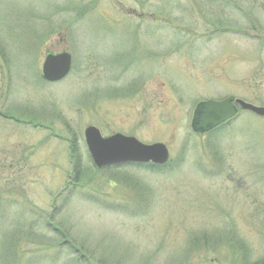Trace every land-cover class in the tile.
Segmentation results:
<instances>
[{"label": "rangeland", "instance_id": "obj_1", "mask_svg": "<svg viewBox=\"0 0 264 264\" xmlns=\"http://www.w3.org/2000/svg\"><path fill=\"white\" fill-rule=\"evenodd\" d=\"M228 97L264 107V0H0V264H264V118L190 129ZM88 126L168 162L97 169Z\"/></svg>", "mask_w": 264, "mask_h": 264}, {"label": "water", "instance_id": "obj_2", "mask_svg": "<svg viewBox=\"0 0 264 264\" xmlns=\"http://www.w3.org/2000/svg\"><path fill=\"white\" fill-rule=\"evenodd\" d=\"M41 71L46 82L62 80L70 71V56L67 53L47 55ZM238 108L264 118V107H255L229 97L222 101L198 103L193 110L190 129L194 134H207L235 118ZM83 136L92 163L97 168L147 163L162 166L168 161V151L161 143L144 145L120 134L103 138L94 127H87Z\"/></svg>", "mask_w": 264, "mask_h": 264}, {"label": "trees", "instance_id": "obj_3", "mask_svg": "<svg viewBox=\"0 0 264 264\" xmlns=\"http://www.w3.org/2000/svg\"><path fill=\"white\" fill-rule=\"evenodd\" d=\"M213 132H215V131H213ZM213 132H212V133H213ZM210 134H211V133H210Z\"/></svg>", "mask_w": 264, "mask_h": 264}]
</instances>
